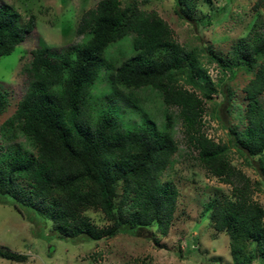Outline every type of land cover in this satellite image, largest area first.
<instances>
[{
  "label": "trees",
  "instance_id": "16d2710c",
  "mask_svg": "<svg viewBox=\"0 0 264 264\" xmlns=\"http://www.w3.org/2000/svg\"><path fill=\"white\" fill-rule=\"evenodd\" d=\"M173 2L179 18L193 20L198 0ZM255 7L264 9V0ZM34 27V15L21 25L19 13L0 4V56L10 54ZM76 33L82 36L78 44L30 52L28 88L1 132L5 141L23 135L32 150L8 147L3 153L0 203L29 219L49 220L59 239L95 241L137 234L151 225L165 236L178 198L177 189L162 181L178 150L173 135L177 118L200 165L231 185L232 199L213 201L210 223L229 237L234 264H249L255 255L264 264V209L252 198L250 179L231 165L227 147L204 131L202 97L210 99L213 90L205 84L209 79L200 60L207 52L208 62L223 75L228 72V79L237 70L251 73L243 88L246 105L238 106V123L228 134L231 145L257 163L264 179V106L258 100L264 92V33L238 42L226 60L208 47L186 49L157 12L135 2L122 6L121 0H98L82 13ZM125 37L131 39L133 54L113 66L107 51ZM104 69L111 70V86L126 90L134 107L139 102L135 91L151 88L176 115L166 111L160 130L150 123L125 128L105 111L94 116L90 93ZM7 106L0 90V115ZM89 209L101 212L110 225L95 226L85 214ZM250 244L253 253L240 260ZM0 258L22 262L27 257L0 246Z\"/></svg>",
  "mask_w": 264,
  "mask_h": 264
},
{
  "label": "rangeland",
  "instance_id": "374dc122",
  "mask_svg": "<svg viewBox=\"0 0 264 264\" xmlns=\"http://www.w3.org/2000/svg\"><path fill=\"white\" fill-rule=\"evenodd\" d=\"M97 1L0 0V4L5 3L19 13L21 25L31 14L35 16L34 29L10 54L0 56V90L8 101L5 112L0 115V159L8 147L25 153L32 150L23 135L5 141L1 132L2 123L13 115L28 88L30 79L25 68L31 60V50H63L80 43L82 36L76 33L78 21ZM128 2L157 12L172 29L175 40L186 49L208 47L226 60L231 58L238 42L250 41L264 33V9L255 7L257 0H198L192 21L177 16L173 0H121L122 6ZM132 54L131 39L125 37L108 49L107 58L115 66ZM206 54L202 52L200 60L209 79L205 84L213 93L207 99L197 91L203 98L204 131L227 147L231 165L250 179L254 188L252 198L264 209V179L256 168L257 163L237 151L228 134L238 123V106L246 105L243 88L252 75L237 70L234 77L228 79L229 73L223 75L214 62H208ZM109 73L111 70H102L92 87L90 99L94 116L105 111L119 118L125 128L150 123L160 130L166 111L176 115V109L164 107L159 94L151 88L135 91L139 102L134 107L128 102L126 90L111 86ZM226 92L230 93L228 99ZM258 100L264 106V92ZM173 135L178 150L164 171L162 181L177 189L178 198L167 235H161L156 226L151 225L137 234H117L95 241L83 237L59 239L52 234L49 220L29 219L0 203V246L27 257L22 262L0 258V264H234L229 237L210 223L213 201L232 199L231 185L220 182L200 165L197 152L186 143L177 118H174ZM85 214L99 228L110 225L99 211L89 209ZM253 251L250 244L239 259L245 260ZM249 264H260L258 256Z\"/></svg>",
  "mask_w": 264,
  "mask_h": 264
}]
</instances>
